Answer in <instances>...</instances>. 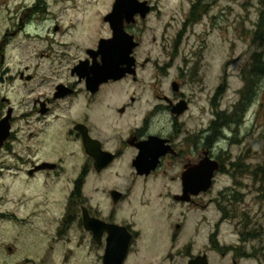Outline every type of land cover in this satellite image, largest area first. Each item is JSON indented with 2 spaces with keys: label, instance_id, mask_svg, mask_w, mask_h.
<instances>
[{
  "label": "flooded vegetation",
  "instance_id": "af4514ba",
  "mask_svg": "<svg viewBox=\"0 0 264 264\" xmlns=\"http://www.w3.org/2000/svg\"><path fill=\"white\" fill-rule=\"evenodd\" d=\"M115 1L102 17L107 37L99 36L97 28L85 29L81 37L74 34L71 41L58 42L56 36L64 29L57 23L62 10L57 13L56 3L0 0V141L8 128L0 150V179L10 167L27 176L37 187L34 193L62 198V192L69 190L60 217L51 215L45 199L30 205L23 220L12 213L14 222L28 221L31 253L37 254V261L26 259L25 264H48L56 245L62 247V236L77 238L78 249L87 248L104 264L109 244L119 253L129 234L127 264L142 237L139 224L144 231L145 225L154 224L149 228L158 236L164 232L169 244L175 245L189 232L194 210L209 208L203 198L218 177L235 180L258 172L247 164L257 144L242 153L239 135L257 94L252 95L245 83L238 103L223 105L226 87L211 97L203 57L180 53L184 33L203 20L198 21L197 15L204 5L210 6L207 0H196L179 39L163 44L165 50L175 49L168 63L150 57L141 61L138 53L154 7L146 18L123 19L125 32L138 44L132 55L134 72L112 79L100 71L102 51L107 49L99 48L114 38L106 18ZM77 48H81L78 54ZM8 158L14 165L8 166ZM212 163L217 164L213 186L203 192ZM40 178L42 183H36ZM159 179L161 184H151ZM50 186L52 193L45 191ZM156 189L155 198L169 204L154 201ZM218 209L222 217L213 236L228 221ZM247 220L248 226L242 221V231L258 229L253 217ZM247 250L219 247L215 252L222 258L231 256L232 264L264 258V248ZM205 255L209 259L204 252L189 253L188 264ZM167 260H172L170 255Z\"/></svg>",
  "mask_w": 264,
  "mask_h": 264
},
{
  "label": "rangeland",
  "instance_id": "374dc122",
  "mask_svg": "<svg viewBox=\"0 0 264 264\" xmlns=\"http://www.w3.org/2000/svg\"><path fill=\"white\" fill-rule=\"evenodd\" d=\"M115 0H50L56 3L54 8L57 13L62 10L58 24L63 27L64 34L57 35L59 42L71 41L70 36L81 37L85 29L90 31L97 28L99 36L107 37L108 28L101 27L102 17L111 11ZM151 3L156 11L151 15L147 23V33L144 37V45L139 50L141 61L150 57L153 60L161 58L166 61L168 56L175 52L174 48L165 50L163 44L169 40L179 39L184 32V22L190 12L192 4L196 0H142ZM262 0H207L210 4L208 14L203 20L190 27L184 34L181 48V56L200 55L203 57L207 80L206 88L211 97L221 87H226L223 105L229 107L237 104L240 92L244 88L245 74L252 69L256 57L261 56L264 61V30L259 34V22L261 19ZM52 25L54 22L51 23ZM76 28L70 30V26ZM157 39V42L154 39ZM81 48L74 51L78 54ZM47 66L48 64L45 63ZM51 65V64H50ZM173 75V72H172ZM212 118V117H211ZM239 135L243 142L242 153L252 144H257L253 158L247 161L248 166L255 171L254 176L239 175L232 180L230 177L220 176L216 180V186L204 197V203H210L207 210L195 209L190 217L189 232L182 235L175 245L169 244V239L164 232L152 231L145 225V231L139 224L142 237L138 245L133 249L127 264H188L187 255L193 253H207L210 264H232L231 256L222 258L215 252L212 240L217 231L222 214L219 206L224 205L230 212L235 210L237 219H228L219 228L218 236H213L221 248L242 247L247 251L264 248V80L259 82L257 88V100L248 108L241 124ZM248 146V147H247ZM8 166L14 165L10 158L6 159ZM12 168L6 167L2 179H0V264H25L26 259H35L37 254L31 253L29 245V224L14 222L12 213L20 219H25L30 214V205L48 200L52 216L60 217L61 206L66 203L69 190L54 197V186L45 188L51 191L47 198L44 193L35 192L37 187L32 186L24 173L16 174ZM36 183H42L40 178ZM162 183V180L151 182L154 186ZM31 184V185H30ZM53 185V183H51ZM157 190V189H156ZM226 193L224 197L221 195ZM154 191V201L157 204L166 205L169 201L159 200ZM232 194L237 201H228ZM34 197V198H32ZM169 214V212H167ZM253 217L258 226L256 230L259 239L243 246L240 240V231L243 222ZM54 219V218H53ZM157 223V222H156ZM242 223V225H241ZM159 224V223H157ZM162 230L161 227H159ZM155 232V234H154ZM53 235V234H52ZM78 239L73 236H62V247L56 245V250L50 254L48 264H102L87 248L78 249ZM13 249V253L10 249ZM168 255L172 260H167ZM33 259V260H34ZM264 258L258 261H244L241 264H260ZM36 264H39L36 262Z\"/></svg>",
  "mask_w": 264,
  "mask_h": 264
},
{
  "label": "water",
  "instance_id": "95a60500",
  "mask_svg": "<svg viewBox=\"0 0 264 264\" xmlns=\"http://www.w3.org/2000/svg\"><path fill=\"white\" fill-rule=\"evenodd\" d=\"M150 12L151 6L148 2H140L139 0H116L113 12L106 18L114 32V38L108 42H102L100 45V51L104 48L107 49L106 51H102L103 64L99 66L100 71H104L112 79L122 78L127 72H134L133 66L135 60L132 55L134 49L138 47V44L134 41V37L125 32L123 19L126 18L130 22V20H134V17L139 14L143 18H146ZM123 65L126 66L125 69L122 68ZM7 136L8 128L0 141V150ZM214 165L217 164L212 163L209 178L205 186L201 189L203 192L211 190L213 186L214 172L217 170V166ZM198 193V191L195 192V194ZM86 225L89 228L90 223L88 220H86ZM116 239L118 240V237ZM131 239V236L128 234L119 253L118 250H115L116 246L109 244L104 257V264H124ZM189 264L210 263L208 256L205 255L195 258Z\"/></svg>",
  "mask_w": 264,
  "mask_h": 264
},
{
  "label": "trees",
  "instance_id": "16d2710c",
  "mask_svg": "<svg viewBox=\"0 0 264 264\" xmlns=\"http://www.w3.org/2000/svg\"><path fill=\"white\" fill-rule=\"evenodd\" d=\"M262 3V9H261V19L259 22V34L262 35L263 30H264V0L261 1ZM208 6L204 5L202 7V9L200 10V14L197 15V19L198 21H200L205 15L208 14L209 10H208ZM195 12V10H194ZM245 83L247 85V88L252 90V95L257 94V85H259V82L261 80H264V61L262 60L261 56H258L255 58L254 63H253V67L252 69L248 72V74H245ZM256 88V90H255ZM258 173V172H257ZM238 176H235V179ZM262 182H264V174H263V179ZM237 201V197L235 196V194L232 196H230V199H228V201ZM263 200H264V196H263ZM219 208L221 209V211L223 212L224 217H226V219H237L236 215H232L235 213V210H233L232 212L229 211V209L227 207H225L224 205H220ZM248 220H246L244 226H248ZM214 238V237H212ZM259 239V235L258 232L256 230H252L250 231L249 229L246 231L245 229L243 231H240V240L242 243H247L250 241H254ZM212 244L214 246L215 250L219 249V246L217 244V242L212 239Z\"/></svg>",
  "mask_w": 264,
  "mask_h": 264
}]
</instances>
